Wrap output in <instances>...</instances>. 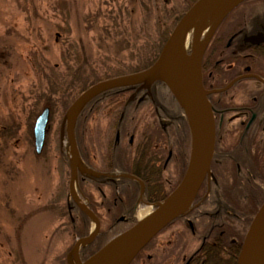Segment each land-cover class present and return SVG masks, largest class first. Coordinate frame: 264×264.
Listing matches in <instances>:
<instances>
[{
  "label": "flooded vegetation",
  "instance_id": "flooded-vegetation-1",
  "mask_svg": "<svg viewBox=\"0 0 264 264\" xmlns=\"http://www.w3.org/2000/svg\"><path fill=\"white\" fill-rule=\"evenodd\" d=\"M201 69L215 121L210 173L190 209L162 228L130 264H236L248 212L239 187L252 183L264 191V0L244 1L218 24ZM77 119L81 145L91 149L89 160L82 152L81 158L95 172L78 173V191L84 199V188L93 194L95 201L87 203L95 213L114 218L110 231L127 225L120 232L134 223L143 206L156 205L178 184L180 164L185 156L188 162L191 149L188 116L168 87L155 79L148 86L97 93ZM70 199L68 214L75 222L72 213L84 212ZM83 254L81 249V259L91 255ZM214 256L222 260L213 262Z\"/></svg>",
  "mask_w": 264,
  "mask_h": 264
},
{
  "label": "rangeland",
  "instance_id": "rangeland-1",
  "mask_svg": "<svg viewBox=\"0 0 264 264\" xmlns=\"http://www.w3.org/2000/svg\"><path fill=\"white\" fill-rule=\"evenodd\" d=\"M186 1L0 0V264L71 261L83 216L73 212L72 222L67 209L63 105L84 84L146 65L158 34L187 8ZM47 105L49 128L37 154L33 125ZM151 209L143 206L138 217Z\"/></svg>",
  "mask_w": 264,
  "mask_h": 264
},
{
  "label": "water",
  "instance_id": "water-1",
  "mask_svg": "<svg viewBox=\"0 0 264 264\" xmlns=\"http://www.w3.org/2000/svg\"><path fill=\"white\" fill-rule=\"evenodd\" d=\"M242 1L244 0H196L177 21L151 66L135 73L92 84L65 111L60 136L62 139L66 131L71 164L70 195L94 222L89 234L77 238L72 246L69 257L73 255V263L69 261V264H127L162 228L192 205L198 189L210 172L215 144L214 114L208 99L209 91L202 83V55L216 26ZM202 20L212 24V30L205 38L201 49L198 50L204 35L195 30V27ZM189 31L192 34L188 48V45L185 47L184 40ZM155 79L166 84L185 110L190 122L193 140L185 174L178 187L149 215L113 236L95 253L82 261L79 249L96 237L100 229V221L86 203L79 199L75 190L78 170L94 174L93 171L84 168L79 156L74 134L76 117L85 104L103 90L133 84L148 86ZM190 104H193L197 113L195 125L192 124L189 114ZM48 119L49 108L46 107L37 116L34 124L37 153L41 152L44 144ZM236 264H264V200L248 226Z\"/></svg>",
  "mask_w": 264,
  "mask_h": 264
},
{
  "label": "trees",
  "instance_id": "trees-1",
  "mask_svg": "<svg viewBox=\"0 0 264 264\" xmlns=\"http://www.w3.org/2000/svg\"><path fill=\"white\" fill-rule=\"evenodd\" d=\"M194 1L195 0H187L186 1L187 2V8L190 7L191 4ZM186 9L183 10V12L178 17L175 18V21H173V23L171 25H169V27L165 26L164 31L162 30V32L158 34L159 40L156 41V43L154 44V48L156 47L155 48V51H156L155 56L152 57L146 65L151 64L155 60V58L158 55V52H159L160 48L162 47L163 43L167 39V37H168L170 31L172 30L173 26L179 20L181 15L186 11ZM146 65L142 66L141 68H138L137 70L143 69V67H145ZM137 70H134V71H137ZM76 78L79 79L80 76L78 75ZM99 79H102V78H99ZM99 79H97V80H99ZM95 81H93V82H95ZM93 82H91V83H93ZM71 83H72V81H68L67 82L68 85L66 87L69 88L71 86ZM88 85L89 84H84V86L82 87L80 92L83 89H85ZM63 96H64V94H63ZM72 99L70 100V102L72 101ZM70 102L65 103L63 105L64 110L66 109V107L69 105ZM79 124H80V121H78V119H77L76 126H75L76 127L75 128V132H76V138H77V142H78L79 151L82 152L85 155V158L87 160H89V155H90V150L91 149L86 147V146H85V149H83V147L81 145V143L83 144V137L81 135V128L79 127L80 126ZM62 150H66V147L62 146ZM184 156L185 155H183V157ZM67 161H68V157H67ZM186 161L187 160H186V156H185V163H183L185 165H183L182 163L180 164L182 167L180 169L179 182L181 181V179L184 176V173H185V170H186V166H187V162ZM233 174L236 175V171L235 170L233 171ZM241 174L242 173L237 174V176L235 178L238 180V178L240 177ZM179 182H178V184H179ZM238 183H241V182L238 181ZM176 186L173 188V190L176 188ZM244 187L246 189L245 188L243 189L242 187L241 188L239 187L238 195L241 198L242 205L245 207V209L248 212L245 213L244 219L242 220V223H243V227L242 228L243 229H242L241 235L239 237L240 240L242 239V237H243V235H244V233H245V231H246L251 219L253 218L255 212L257 211V209L261 205L262 201L264 200V191H260L259 192V188H258L259 186L257 187L256 185H254L252 183H250V184L247 183L246 185H244ZM202 189H203V187H202ZM202 189H201V191H202ZM84 192H85V195L88 197L89 201H91V203H93L95 201V198L93 197V194L89 193L85 188H84ZM167 194H168V192H167ZM199 194H201V192H199ZM97 215H98V217H99V219L101 221V230H100L98 236L93 241H91L87 245L83 246V248H82L83 249V253H84L83 256H85V257H87L88 254L90 255V254L94 253L95 251H97L107 241L108 237L106 236V232H109L108 226L111 223L114 222V218L113 219H108L106 217L103 218L98 213H97ZM229 219H230V221H233V219H231V218H229ZM89 226H90V219L83 213L82 223L75 229L74 233L77 234L76 235L77 237L84 236V235L88 234ZM221 260H222L221 256H214L213 257V262H220ZM232 260H233V258H232ZM234 263H235V261H234Z\"/></svg>",
  "mask_w": 264,
  "mask_h": 264
},
{
  "label": "bare ground",
  "instance_id": "bare-ground-1",
  "mask_svg": "<svg viewBox=\"0 0 264 264\" xmlns=\"http://www.w3.org/2000/svg\"><path fill=\"white\" fill-rule=\"evenodd\" d=\"M243 2L244 1H242L240 4H242ZM239 5H237V6H239ZM195 30H198V31H200V32H202L204 34V38H202L200 40V43H199V46H198V50H200L202 45L205 42V38L208 36L210 31L212 30V24H210L206 20H202L196 25ZM191 34L192 33L189 31V32H187V34L185 36V40H184L185 47H187V45L189 43V40L191 38ZM189 114H190V118H191L192 124L195 125L196 121H197V113H196V110H195V107L193 106V104L189 105Z\"/></svg>",
  "mask_w": 264,
  "mask_h": 264
}]
</instances>
